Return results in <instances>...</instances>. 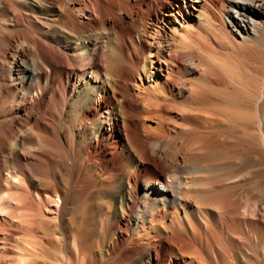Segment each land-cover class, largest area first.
<instances>
[{
	"label": "bare ground",
	"instance_id": "1",
	"mask_svg": "<svg viewBox=\"0 0 264 264\" xmlns=\"http://www.w3.org/2000/svg\"><path fill=\"white\" fill-rule=\"evenodd\" d=\"M263 32L264 0H0V264H245L233 222L264 264L205 145L232 96L263 133Z\"/></svg>",
	"mask_w": 264,
	"mask_h": 264
},
{
	"label": "rangeland",
	"instance_id": "2",
	"mask_svg": "<svg viewBox=\"0 0 264 264\" xmlns=\"http://www.w3.org/2000/svg\"><path fill=\"white\" fill-rule=\"evenodd\" d=\"M74 7L77 9L76 6ZM79 12L80 11H77L76 13L85 21L89 20L91 17V13L88 9H83L82 12ZM262 34L263 36L261 35L257 40L256 51L258 54L264 56V32ZM232 98L234 100L230 101ZM232 98H229V103L225 104L222 101H218L216 104L219 106L225 104V106L232 110L243 109V112L247 116V120L243 125L235 122L236 125L233 123L228 124L226 127L219 126L217 127L218 129L216 128L215 133L217 134L213 135V140H216L218 134L221 133L227 140L221 139L215 141L211 145L208 143L205 144L207 147L213 148L209 153V159L222 169L217 174L216 179L217 181H223L224 192L234 199L236 209L240 210L245 204L255 201L259 205L264 206V105L262 106L263 109L261 108V126L263 133L260 132V134L252 103L241 97L236 98V96H232ZM231 105L232 107H230ZM239 127H241V129ZM230 132L231 134H229ZM261 137H263V139ZM232 224H234L236 228L233 227ZM228 230L232 232L231 235L234 236L236 233H241L240 240L231 238V243H227L218 238L224 249L223 253L229 252L233 254L237 252L244 257L245 264H257L259 261V254L257 252V246L253 241L256 232L255 229L253 230V228L248 227L246 230L233 222L230 223ZM209 241L211 242V239H209Z\"/></svg>",
	"mask_w": 264,
	"mask_h": 264
}]
</instances>
